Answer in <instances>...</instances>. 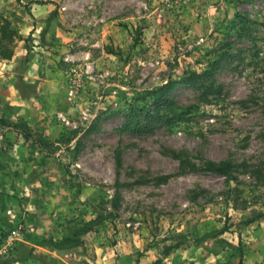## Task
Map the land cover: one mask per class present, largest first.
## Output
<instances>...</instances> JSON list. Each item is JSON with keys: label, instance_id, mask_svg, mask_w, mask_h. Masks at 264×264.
<instances>
[{"label": "rangeland", "instance_id": "obj_1", "mask_svg": "<svg viewBox=\"0 0 264 264\" xmlns=\"http://www.w3.org/2000/svg\"><path fill=\"white\" fill-rule=\"evenodd\" d=\"M0 17V264H264V0Z\"/></svg>", "mask_w": 264, "mask_h": 264}, {"label": "trees", "instance_id": "obj_2", "mask_svg": "<svg viewBox=\"0 0 264 264\" xmlns=\"http://www.w3.org/2000/svg\"><path fill=\"white\" fill-rule=\"evenodd\" d=\"M16 37H17V33H16L15 29L12 28L11 23L6 18L0 17V56H1L2 59H10L11 58L12 51H11V49L8 48V44L13 39H15ZM165 88H166V86L165 87H161L160 90H164ZM23 136H24V138L26 140H31L32 139V137L29 134H27V133H24ZM33 143L38 144L39 146L41 145L38 141H34L33 140ZM229 167H230V163L229 162H222L219 165V168H220L222 173H226L228 171L227 169ZM79 230L83 231V233H86L88 231L87 230V224H84L82 226V228H80ZM65 241H70V240L69 239H65ZM154 264H158V262H155Z\"/></svg>", "mask_w": 264, "mask_h": 264}, {"label": "built area", "instance_id": "obj_3", "mask_svg": "<svg viewBox=\"0 0 264 264\" xmlns=\"http://www.w3.org/2000/svg\"><path fill=\"white\" fill-rule=\"evenodd\" d=\"M193 1L194 0H163L167 6L176 10L188 8L192 5ZM21 229V226L15 227L8 234L5 243L0 244V257L7 255L9 249L14 247L15 242L20 238Z\"/></svg>", "mask_w": 264, "mask_h": 264}]
</instances>
